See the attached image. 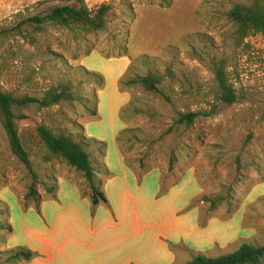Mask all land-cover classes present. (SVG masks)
<instances>
[{"label": "rangeland", "instance_id": "1", "mask_svg": "<svg viewBox=\"0 0 264 264\" xmlns=\"http://www.w3.org/2000/svg\"><path fill=\"white\" fill-rule=\"evenodd\" d=\"M84 1L89 8L100 4L111 6L105 32L73 39L49 29L37 37L36 45H32L21 35L18 25L31 31L25 23L27 19L45 15L52 8L65 5L66 0H0V88L40 98L48 89H59L64 82H72L77 95L87 98L89 107H97L99 116L95 121H87L88 113L77 102L62 104L47 112L32 104L25 112L26 119L19 125L20 131L40 124L58 126L74 122L83 137L104 144L101 156L96 158L100 163L108 162L113 169L121 157L120 149L135 173L141 172L138 160L158 168L165 190L182 183V194L173 197L175 193L159 208L164 211L172 204L181 206L186 201L183 205L186 213L200 214L198 222L203 229L211 220L221 222L216 225L220 229L216 237L229 236V241L223 246L214 244L198 249L207 257L218 258L232 253L243 242L264 245V39L256 36L247 39L244 47H227L221 37L225 26L211 20L217 18L215 14L219 8L226 10L231 2L244 0ZM199 44L212 47L213 54L228 59L238 100L231 106L219 105L213 115L199 118L190 130L182 128L166 135L174 116L183 112L185 106L175 93L176 89L168 84L164 86L173 101L169 106L139 87L122 89L119 82L132 61L147 56L154 59L161 70L172 59L180 70L191 72L196 81L205 84L211 78L210 73L188 54L190 46ZM52 57H57L58 63L50 61ZM141 71L137 61L133 72L139 74ZM91 74L103 78L102 90L90 87L97 82ZM85 91L88 96L84 95ZM130 104L138 111H129L121 121L120 111ZM238 116L244 117L246 125L238 122ZM122 130H127L128 139L120 142L118 149L115 139ZM175 145L187 150L188 155L169 172L168 156ZM236 160L240 161V171H237ZM32 161L41 182L67 179L78 185L67 182L76 190L81 202L79 212L92 213L89 197H82V192L88 194V190L79 173L56 161L43 165L35 156ZM153 172L157 171L142 174L138 183H145L149 195L154 189V178L158 185L160 182V176L155 177ZM134 177L137 180L135 174ZM29 183L27 170L12 155L0 126V208L7 210L8 207V215L1 218L12 228L4 249L25 247L31 250L37 242L28 230L44 229L48 223L45 217L51 218L55 210L56 201L44 200L50 195L45 193L43 183L38 186L44 200L41 214L34 204L29 209L24 208L18 199L22 200ZM224 186L235 189L237 210L230 213L225 206H220L208 213V204L199 203V199L223 192ZM64 191L65 187L58 184L57 197L61 199L67 190ZM67 197L73 196L67 192L62 200L65 202ZM189 206L191 208L187 209ZM138 209L139 216L149 223L155 222L151 214L156 208L152 204L147 202ZM183 213L185 211H177L179 216ZM201 241L205 243V239Z\"/></svg>", "mask_w": 264, "mask_h": 264}, {"label": "trees", "instance_id": "2", "mask_svg": "<svg viewBox=\"0 0 264 264\" xmlns=\"http://www.w3.org/2000/svg\"><path fill=\"white\" fill-rule=\"evenodd\" d=\"M40 5V4H39ZM111 15V6L100 4L89 8L84 0H66V4L52 8L45 15H37L26 20V24L31 31L18 30L24 39H29L32 45L37 44V37L45 34L49 29L55 32L64 33L73 39H84L87 36L100 34L106 31ZM217 18L211 20L217 25L225 26L222 32V42L227 47H244L246 40L260 36L264 39V0H244V2L234 1L224 10L218 9ZM26 31V32H24ZM207 45L190 46L188 54L193 60L203 65L211 75L209 81L201 84L195 80L191 72L180 70L179 66L172 59L161 70L154 59L141 56L137 59L142 71L135 74L137 61H132L127 72L119 82L120 87H139L145 94H148L166 105L172 106V98L167 94L164 86L176 89L177 96L184 101L183 112H178L172 122V126L165 132L166 135L177 133L182 128L190 130L201 117L213 115L219 105L231 106L238 100V92L233 82L232 66L224 55L213 54ZM50 61L58 63L57 57H52ZM97 78L95 86H90L94 90L104 88V80L101 76L91 74ZM72 82H64L60 88H50L44 92L40 98H33L27 94H15L0 88V126L7 140L12 155L25 167L30 183L25 189L22 200L18 199L25 209H29L34 204L40 215V206L44 200L58 202L57 191L58 181L41 182L34 167L32 156L40 158L43 165L56 161L73 169L81 175L91 202L93 215L100 206L109 208L108 201L103 191L105 179L113 177V173L106 164L97 161V155L101 156L104 144L94 138H85L80 134L74 122L58 126H47L40 124L32 129L20 131L19 125L26 119L25 112L32 104H37L39 109L49 111L62 104H75L76 102L88 113L87 121H95L99 118L97 107H89L85 97L78 96L74 90ZM89 88V87H88ZM173 89V90H174ZM85 96L89 94L85 91ZM133 105V103H131ZM130 104L120 111V120L123 121L129 111L137 112ZM196 109H193L195 108ZM209 108V110H206ZM238 122L244 123V117L237 118ZM86 121V122H87ZM246 125V124H245ZM127 130L118 133L115 144L119 149L120 142L127 140ZM163 139V138H162ZM122 161L126 168L131 170L138 183L142 174L156 170L160 176V195H165L161 172L158 168L152 167L145 160H138L139 174L135 173L129 161L124 157L119 149ZM188 155L187 150H182L175 145L168 156V171L172 172L183 159ZM237 171H240V161L236 160ZM65 181L78 186L71 181ZM180 182V181H179ZM43 183L48 199H42L38 191V186ZM223 192L213 196H203L199 203L208 204L207 211L212 213L220 206H225L228 212L237 210L238 201L235 200V189L231 186H224ZM191 208L189 206L187 209ZM8 215L7 210L0 208V264H17L18 262L29 263L37 254L25 247H14L4 249L7 243V236L12 233V228L6 224L1 217ZM200 219V214L198 215ZM206 220L205 217H203ZM206 224V223H205ZM199 226L203 228L200 224ZM179 246H175L177 248ZM2 248L4 250H2ZM264 245H255L250 242H243L232 253L222 255L218 258H210L201 252H190V259L185 264H263Z\"/></svg>", "mask_w": 264, "mask_h": 264}, {"label": "crops", "instance_id": "3", "mask_svg": "<svg viewBox=\"0 0 264 264\" xmlns=\"http://www.w3.org/2000/svg\"><path fill=\"white\" fill-rule=\"evenodd\" d=\"M104 164L113 173L112 178L103 182L109 210L104 211L100 206L93 215L81 214L76 190L69 182L59 179V187L64 186L73 197L65 198V202L62 198L66 193L61 199L58 197L51 218L45 217L46 227L28 230L37 242L31 247L37 257L28 264H185L191 251L199 252L198 249L214 244L223 246L229 241V236L216 237L220 231L216 225L221 222L211 220L206 228L199 229V216L196 212L186 213L183 206L186 201L181 206L172 204L164 211L159 208L170 197L182 194V183L170 187L159 199L161 186L160 182L156 183L157 178L149 195L145 183L138 184L122 157L113 169L108 162ZM147 202L156 208L151 214L155 218L153 224L138 214V207ZM180 210L185 211L181 216L177 214Z\"/></svg>", "mask_w": 264, "mask_h": 264}]
</instances>
